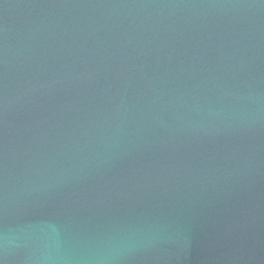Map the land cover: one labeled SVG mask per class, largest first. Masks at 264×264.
<instances>
[{
    "label": "water",
    "instance_id": "obj_1",
    "mask_svg": "<svg viewBox=\"0 0 264 264\" xmlns=\"http://www.w3.org/2000/svg\"><path fill=\"white\" fill-rule=\"evenodd\" d=\"M0 264H264V0H0Z\"/></svg>",
    "mask_w": 264,
    "mask_h": 264
}]
</instances>
